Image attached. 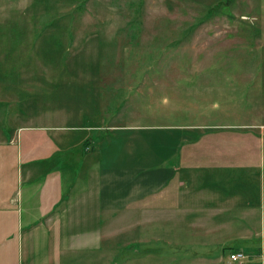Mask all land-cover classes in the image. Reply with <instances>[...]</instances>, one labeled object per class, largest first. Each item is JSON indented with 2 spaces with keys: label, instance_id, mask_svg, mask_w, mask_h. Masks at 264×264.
Wrapping results in <instances>:
<instances>
[{
  "label": "rangeland",
  "instance_id": "374dc122",
  "mask_svg": "<svg viewBox=\"0 0 264 264\" xmlns=\"http://www.w3.org/2000/svg\"><path fill=\"white\" fill-rule=\"evenodd\" d=\"M262 68L264 0H0L5 135L56 138V176L69 167L78 183L81 147L59 144L88 132L108 143L110 188L100 226L78 230L69 246L56 241V264H204L197 261L196 229L187 225L195 220L181 223L163 197L151 212L148 197L140 207L132 204L133 163H143L147 173L150 149L164 153L166 143L196 142L202 133L214 140L216 128L264 117V101L240 102L234 86L250 81L257 90L263 80L264 92ZM66 154L69 164L62 163ZM81 215L78 228L90 225L93 215ZM34 227L26 231L29 248L39 249L34 242L44 237ZM260 233L251 246L235 241L247 254L236 264H264ZM222 247L215 252L225 254Z\"/></svg>",
  "mask_w": 264,
  "mask_h": 264
},
{
  "label": "crops",
  "instance_id": "0c3cea01",
  "mask_svg": "<svg viewBox=\"0 0 264 264\" xmlns=\"http://www.w3.org/2000/svg\"><path fill=\"white\" fill-rule=\"evenodd\" d=\"M249 82L234 85L235 91H242L239 101L261 104L263 80L257 90ZM253 90L255 94H247ZM250 118L249 123L236 122L238 127L214 129L209 135L214 140H206L208 136L202 133L196 142L166 143L164 153L150 149L147 173L142 171L143 163H133L132 204L140 203V207L148 197L151 212L163 197L166 209L181 214V223L195 220L187 225L196 229L197 245L202 249L197 261L204 264H236L227 254L242 250L235 241L245 240L251 246L259 243L255 240L264 232V117ZM225 133L237 136L231 140L219 136ZM89 134L59 144L64 150L81 147L75 156L80 163L78 183L69 167L56 176V158L52 159L56 138L46 143L43 137L29 133L6 136L0 126V264H56V241L61 242L60 247L69 246L78 230L85 234L99 228L96 222L107 209L110 188L104 171L110 166L105 160L108 143L93 140ZM157 156L162 157L161 165L156 164ZM71 157L66 154L62 163L69 164ZM119 162L127 164L122 159ZM119 184L124 195L125 180ZM81 214L93 216L90 225L78 228ZM30 225L45 239L34 242L39 249L29 248L26 231ZM215 247L225 249V254L216 253Z\"/></svg>",
  "mask_w": 264,
  "mask_h": 264
},
{
  "label": "built area",
  "instance_id": "2783aa9c",
  "mask_svg": "<svg viewBox=\"0 0 264 264\" xmlns=\"http://www.w3.org/2000/svg\"><path fill=\"white\" fill-rule=\"evenodd\" d=\"M246 257L247 254H245L243 250L230 251L228 253V259L230 262H242Z\"/></svg>",
  "mask_w": 264,
  "mask_h": 264
}]
</instances>
